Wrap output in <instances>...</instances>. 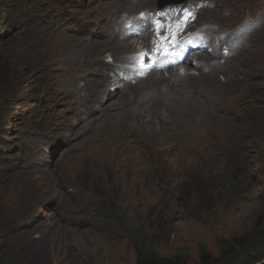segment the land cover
<instances>
[{
	"label": "rangeland",
	"instance_id": "374dc122",
	"mask_svg": "<svg viewBox=\"0 0 264 264\" xmlns=\"http://www.w3.org/2000/svg\"><path fill=\"white\" fill-rule=\"evenodd\" d=\"M146 1L0 0V264H136V229L147 233L162 258L201 264L202 251L223 264V247L236 254L241 249L234 241L251 236L264 220V0H187L161 12L158 0L152 7ZM50 9L67 35L85 41L75 43L80 47L69 60L58 56L52 69L38 72L31 67L35 44L55 32L38 29V19ZM141 10L143 36L129 38L132 53L87 54L91 42L116 35L111 32L122 27L124 15ZM151 15L155 26L147 37L144 22ZM246 16L258 17L260 29L236 48L228 46L224 38ZM83 21L88 25L80 30ZM199 29L218 43L208 42L211 53L187 56L189 65L141 73L131 92L114 74L141 68L133 58L142 38L161 66L167 59L161 49L196 41ZM197 57L207 63L201 74L215 76L204 84L206 92L184 89L167 100L159 94L170 92L165 84L147 86L168 72L182 76L189 69L197 77ZM214 64H221V73ZM229 68L233 72L224 75ZM72 74L81 91L70 99L78 96L80 105L56 102L49 82L63 91L61 82ZM113 93L116 107L97 103ZM231 107L237 112H228ZM55 123L62 125L50 133ZM33 159L45 164L38 161L40 171L27 173L23 166ZM194 184L212 196L191 191Z\"/></svg>",
	"mask_w": 264,
	"mask_h": 264
},
{
	"label": "bare ground",
	"instance_id": "6f19581e",
	"mask_svg": "<svg viewBox=\"0 0 264 264\" xmlns=\"http://www.w3.org/2000/svg\"><path fill=\"white\" fill-rule=\"evenodd\" d=\"M120 0H117V2H119ZM122 1H126V2H130V0H122ZM187 1V0H186ZM203 1V0H202ZM220 1V0H219ZM92 2V1H91ZM155 0H151V1H146L144 3L148 4L149 3V6H153ZM222 2V1H221ZM111 3V2H110ZM206 3V2H205ZM101 4V3H100ZM204 4V3H203ZM71 7H74L76 6V2H71L70 3ZM131 5V4H130ZM138 5H139V1H138ZM205 5V4H204ZM209 5V4H208ZM209 7V6H208ZM157 8V6H156ZM195 8V7H193ZM198 8V7H197ZM203 8V7H202ZM138 9V8H136ZM140 9V8H139ZM188 10V9H186ZM194 11V9H191ZM142 11L144 10H141L140 12L142 13ZM148 11V10H147ZM176 11V10H174ZM210 11V10H209ZM214 11V10H213ZM53 10L50 9V11L48 10L40 19L37 27L38 29H44V28H49V29H53L55 30V32H52V35H50V40L47 41V38H42V41L38 42L35 44L36 46V50L33 51L34 54L32 55V57L34 59H36V63L34 65H32L31 67L35 66L36 65V70L38 72H41V71H44V70H48L49 68H53L54 64H52L51 60L54 58L56 59L58 56H60L61 58H63L64 60H69V58H72L73 54L76 55V50L80 47V46H75V43H77L78 41H85L83 38H77V35H67L66 34V29L64 27L61 26V24L59 23V21L55 20V16H53L54 14L52 13ZM190 13V11H188ZM192 12V11H191ZM144 15H146V13H143ZM191 14V13H190ZM125 16V15H124ZM129 15H127L128 17ZM132 17V15H130ZM189 16V15H188ZM192 16V15H190ZM123 17V16H122ZM142 17V16H141ZM148 17V16H147ZM142 19V18H141ZM189 19V17H188ZM79 20V19H78ZM150 20V19H149ZM195 20V19H194ZM79 21H82L81 19ZM191 21V20H190ZM120 23V27L119 30H114L113 32L111 33H116V35H112L110 38L111 39H108L107 41H101L100 39H98L94 44L91 42L90 43V48H89V51L87 52V54H92V52H102L103 50H106V51H116V52H119L120 54H130L133 52L134 50V46L132 43H130V40L129 38H135V39H139V38H136V37H133L130 33L127 35H123L124 32H128L129 30H126V25L123 21L119 22ZM194 24V23H193ZM87 22L86 21H83V22H80V30L83 29V27L87 26ZM92 27L93 26H96L97 24H91ZM149 25L150 23H148L146 26H145V31H146V34H147V37L151 34V31L149 30ZM188 25V24H187ZM205 25V24H204ZM34 26V25H33ZM78 26V25H77ZM119 26V25H118ZM208 27V26H207ZM207 29V28H206ZM210 30V28H208ZM91 26H90V31H91ZM144 30V29H143ZM105 31V30H104ZM104 31L102 30V33H104ZM112 31V29H111ZM183 31V29H182ZM106 32V31H105ZM107 32H110V30ZM106 32V33H107ZM197 32V31H196ZM44 32H41L40 34L43 35ZM75 33V31H74ZM82 33V32H81ZM85 33V32H84ZM87 33V32H86ZM95 33V32H93ZM183 33V32H182ZM195 33V32H194ZM108 34V33H107ZM189 34V33H188ZM210 34V33H209ZM212 34V33H211ZM81 35V34H80ZM86 35V34H85ZM89 36V35H88ZM110 36V34H109ZM120 36V37H118ZM143 36V34H142ZM81 37V36H80ZM83 37V36H82ZM49 39V38H48ZM143 39V42L144 45H146V40L145 38H142ZM190 39V38H189ZM195 39V38H194ZM197 40V39H196ZM79 43V42H78ZM87 43V42H86ZM80 44V43H79ZM88 44V43H87ZM82 45V44H81ZM214 45V44H213ZM211 46V45H210ZM258 46V45H257ZM83 47V46H82ZM87 48V46H85ZM84 47V48H85ZM153 47V46H152ZM250 48H253L251 46V44L248 45V51L247 52H250L252 51V49ZM81 49V48H80ZM154 49V48H153ZM88 50V48H87ZM82 51V50H81ZM72 55V56H71ZM156 55V54H154ZM247 56V55H246ZM157 57V56H156ZM192 58V56H191ZM189 59V58H188ZM156 60V59H155ZM195 60H197V64H198V67H196V71L197 73H199L197 75V77H195L193 74H191L189 72V69L186 70V73H184L182 76H180L179 74H175L174 72H168L169 73V77H163V75H159L158 78H151L149 80L146 81V84L148 87H151V86H159V85H163L165 84L167 87H169L168 89H170V92L168 93H163V92H160L159 94H161L162 96H164L167 100H173L174 99V96L177 92H180V90H191V93H194L195 90L197 89H202L206 92V90L204 89V84H208V82L210 81H214L215 79V76L211 75L210 77L208 75H205L203 76V74H201V69L204 67V65H206L207 63L200 60V57H197L195 58ZM218 60V59H217ZM220 60V59H219ZM236 60V59H235ZM125 60H123L122 62H125ZM190 59L188 60V62L186 63L185 61L182 63L183 66H187L190 64ZM55 62V61H54ZM163 62V61H162ZM225 62V61H224ZM230 62V61H229ZM227 62L225 63V66L226 65H229L230 63ZM234 62V60H233ZM159 63V62H158ZM164 63V62H163ZM221 63V62H220ZM43 64H46V65H43ZM78 64V63H77ZM162 64V63H161ZM182 65H179V66H182ZM215 67H216V71L218 73H221V70L222 68H220L221 64L220 65H217V64H214ZM223 66V65H222ZM223 66V67H225ZM96 68H100L103 70L104 67H102L101 64H98L96 66ZM227 68V66L225 67V69ZM71 69V68H69ZM175 69V68H173ZM171 69V70H173ZM224 69V71H226ZM228 69V68H227ZM230 69V68H229ZM237 69V67H236ZM236 69L234 70V72L236 71ZM232 70L230 69V71L227 73V74H224V75H228ZM146 72V71H144ZM233 72V71H232ZM231 72V73H232ZM90 73V72H88ZM110 73V72H109ZM103 74H100V76H102ZM151 75V74H150ZM75 76L74 74L72 75H67V78L65 77L63 79V81L61 82V86L64 87L63 91L60 90V86L58 84H53L52 82H49V87L51 90H54L55 92V101L56 102H60L62 101L63 99L66 98V102L68 103H73L74 102H77L79 103L80 105V101L78 100V96H75L74 99H70L73 97V94L75 92H77L78 94L80 93L81 89L77 86L78 84L75 82ZM113 76V75H112ZM53 77V75H52ZM107 75L104 76L103 80L106 81L107 79ZM111 77V76H110ZM109 78V77H108ZM170 79H173V82L170 81ZM49 80H51V78H49ZM51 81H55V80H51ZM104 81V82H105ZM140 81V80H139ZM90 83V82H89ZM89 83H86V89H87V86ZM60 84V83H59ZM118 84V83H117ZM117 84H114L113 85V91L115 92V85ZM129 86V87H128ZM145 86V84H144ZM127 91H133V87L132 85L130 84H127ZM135 87V86H134ZM65 89H68V90H65ZM85 89V90H86ZM158 89V88H157ZM160 89V88H159ZM165 89V88H164ZM84 90V89H83ZM104 90V89H103ZM188 92V91H187ZM85 93V92H84ZM117 93V92H115ZM95 95V94H94ZM113 97H108L105 96L104 98L100 99V97H98L97 99V103L100 104V106H103L104 105V109L106 110L107 108H114L116 107L114 101L112 102L111 100H113L115 98V95L114 93L111 94ZM101 96V95H100ZM122 97V96H121ZM86 101V99L84 100ZM83 101V102H84ZM111 101V102H110ZM115 101H120V99H116ZM117 103V105H118ZM240 105L239 102H237V106ZM103 108V107H102ZM100 108V109H102ZM99 109V110H100ZM98 110V111H99ZM237 107H231L229 109H227L228 112L230 113H236L237 112ZM94 111V110H93ZM94 113V112H93ZM92 113V114H93ZM87 122V124L89 123V118H86L85 119ZM94 120V118L91 120V122ZM90 122V123H91ZM93 124V122H92ZM54 125V127H51V129L49 130L50 133H54L52 131V129L55 128V126H58L57 130L59 129V125L61 126L62 124L60 123H55V124H52ZM63 128V127H62ZM61 130V129H60ZM81 129L75 131L72 133V135H76L77 133H79ZM71 136V135H70ZM68 136H66L65 139H67ZM67 142L69 143V141L67 140ZM62 143H65L63 142L62 140ZM54 147H57V146H54ZM44 157V156H43ZM50 157L52 159H54V155L53 153L50 154ZM43 162L42 160H30L26 163L25 166H23V169H26L27 173H34V172H38L40 171V167L38 166V164H36V162ZM43 164H45V162H43ZM13 173V172H12ZM10 175V174H9ZM17 174H15V176H11V177H16ZM18 176H21L18 175ZM30 175L27 176V181L29 183H32L33 180L29 179ZM26 181V179H24ZM14 192L12 193V190H11V196L14 197ZM15 196L17 197V193L15 194ZM28 225L25 223V226Z\"/></svg>",
	"mask_w": 264,
	"mask_h": 264
},
{
	"label": "trees",
	"instance_id": "16d2710c",
	"mask_svg": "<svg viewBox=\"0 0 264 264\" xmlns=\"http://www.w3.org/2000/svg\"><path fill=\"white\" fill-rule=\"evenodd\" d=\"M202 186L206 187L208 184ZM190 190L200 193L201 189L200 186L197 187V185L194 184ZM200 194L202 197L212 196L205 190ZM234 243V245L239 246L241 250L234 254L232 247L228 244L225 245L223 247L224 251L222 257L226 260L223 264H264L261 263L264 259V250L261 252L257 251L259 246L264 245V220H260L256 224L251 236L234 241ZM133 245L136 250V264H184L178 255L169 259L160 257L154 251L152 243L148 240L147 233L142 229L135 230ZM241 254L247 255L249 258L242 261ZM199 261L201 264H221V260L213 258L210 254L203 253L202 251L199 253Z\"/></svg>",
	"mask_w": 264,
	"mask_h": 264
},
{
	"label": "water",
	"instance_id": "95a60500",
	"mask_svg": "<svg viewBox=\"0 0 264 264\" xmlns=\"http://www.w3.org/2000/svg\"><path fill=\"white\" fill-rule=\"evenodd\" d=\"M186 0H158L157 2V8H163L167 5H178V4H182L183 2H185Z\"/></svg>",
	"mask_w": 264,
	"mask_h": 264
}]
</instances>
